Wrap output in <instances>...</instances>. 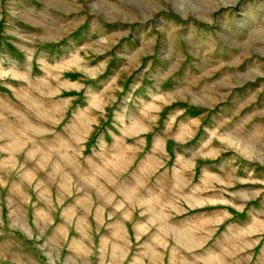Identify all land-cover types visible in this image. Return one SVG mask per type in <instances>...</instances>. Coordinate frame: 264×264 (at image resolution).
<instances>
[{
    "label": "rangeland",
    "instance_id": "374dc122",
    "mask_svg": "<svg viewBox=\"0 0 264 264\" xmlns=\"http://www.w3.org/2000/svg\"><path fill=\"white\" fill-rule=\"evenodd\" d=\"M262 59L264 0H0V264H264Z\"/></svg>",
    "mask_w": 264,
    "mask_h": 264
},
{
    "label": "clouds",
    "instance_id": "9594fccd",
    "mask_svg": "<svg viewBox=\"0 0 264 264\" xmlns=\"http://www.w3.org/2000/svg\"><path fill=\"white\" fill-rule=\"evenodd\" d=\"M258 62L264 63V59H262L261 61H258ZM105 131H108V130H105ZM105 131H102L101 133H99V135H101V136L105 135ZM98 138H99V136H98ZM237 160L238 161H244L245 165L250 164V163H255V161H247V160H245V158L243 156H240L238 154H237ZM225 264H227V261H225Z\"/></svg>",
    "mask_w": 264,
    "mask_h": 264
}]
</instances>
